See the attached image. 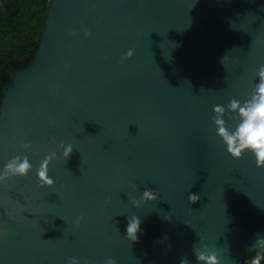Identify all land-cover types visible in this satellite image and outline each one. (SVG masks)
<instances>
[{
  "label": "water",
  "instance_id": "1",
  "mask_svg": "<svg viewBox=\"0 0 264 264\" xmlns=\"http://www.w3.org/2000/svg\"><path fill=\"white\" fill-rule=\"evenodd\" d=\"M262 65L264 0H50L0 105V168L33 166L0 184V264H202L194 246L240 264L264 235V166L227 152L213 107L250 99Z\"/></svg>",
  "mask_w": 264,
  "mask_h": 264
},
{
  "label": "clouds",
  "instance_id": "2",
  "mask_svg": "<svg viewBox=\"0 0 264 264\" xmlns=\"http://www.w3.org/2000/svg\"><path fill=\"white\" fill-rule=\"evenodd\" d=\"M75 35V33H73ZM85 35H89L85 33ZM133 51L129 50L124 59L133 57ZM224 63V58L222 59ZM256 75L259 77V82L255 85L253 94L250 99L241 103L236 99H231L226 107L224 105H214L213 111L216 114L213 119L217 126V134L221 137L226 150L234 158H240L245 153H251L256 158L258 166H264V65L260 66ZM226 108L231 110L238 117V123L234 129H229L223 114ZM25 148L31 147L30 144H25ZM63 147V146H62ZM72 146L64 147V157L67 159L71 156ZM52 158H56V153H52ZM49 160L46 158L41 161L39 168L35 170L38 176V183L41 187L52 186L54 180L52 178L45 179L48 174ZM33 171V166L28 157L23 158L16 156L10 159L0 168V184L6 183L15 178H27ZM159 198V194L153 190H145L142 199L144 201L154 202ZM189 200L195 204L199 200L198 194H190ZM137 204L140 201H136ZM83 219V217H81ZM140 231V220L136 217L130 218L127 226L128 239L136 241L137 233ZM197 261L202 264H221L216 251H201L194 246L193 248ZM252 253L246 264H264V235L257 234L252 249ZM69 264H80V261L71 258ZM106 264H116V261L109 259ZM180 264H190L187 258H183Z\"/></svg>",
  "mask_w": 264,
  "mask_h": 264
},
{
  "label": "trees",
  "instance_id": "3",
  "mask_svg": "<svg viewBox=\"0 0 264 264\" xmlns=\"http://www.w3.org/2000/svg\"><path fill=\"white\" fill-rule=\"evenodd\" d=\"M50 0H0V105L11 75L35 57ZM240 264H246L248 257Z\"/></svg>",
  "mask_w": 264,
  "mask_h": 264
}]
</instances>
